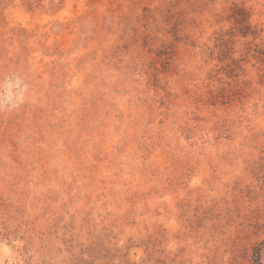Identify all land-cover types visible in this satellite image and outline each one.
<instances>
[{"label":"rangeland","instance_id":"374dc122","mask_svg":"<svg viewBox=\"0 0 264 264\" xmlns=\"http://www.w3.org/2000/svg\"><path fill=\"white\" fill-rule=\"evenodd\" d=\"M0 264H264V0H0Z\"/></svg>","mask_w":264,"mask_h":264},{"label":"trees","instance_id":"16d2710c","mask_svg":"<svg viewBox=\"0 0 264 264\" xmlns=\"http://www.w3.org/2000/svg\"><path fill=\"white\" fill-rule=\"evenodd\" d=\"M259 255H260V254H259V253H257V254H256V257H258Z\"/></svg>","mask_w":264,"mask_h":264}]
</instances>
